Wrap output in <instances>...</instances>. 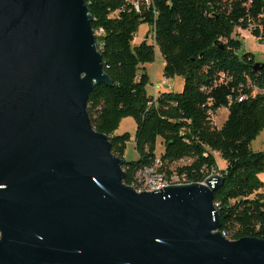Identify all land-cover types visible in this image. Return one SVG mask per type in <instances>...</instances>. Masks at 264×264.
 I'll return each mask as SVG.
<instances>
[{
  "label": "water",
  "instance_id": "water-1",
  "mask_svg": "<svg viewBox=\"0 0 264 264\" xmlns=\"http://www.w3.org/2000/svg\"><path fill=\"white\" fill-rule=\"evenodd\" d=\"M111 84L84 0H0V264H264V240L220 233L218 174L123 183L86 111Z\"/></svg>",
  "mask_w": 264,
  "mask_h": 264
},
{
  "label": "trees",
  "instance_id": "trees-1",
  "mask_svg": "<svg viewBox=\"0 0 264 264\" xmlns=\"http://www.w3.org/2000/svg\"><path fill=\"white\" fill-rule=\"evenodd\" d=\"M92 19L103 70L111 86L90 92L86 111L94 131L106 135L111 153L123 159V183L159 157V169L186 183H200L223 160L224 184L213 204L220 233L228 240H264V150L249 146L264 130V67L253 69L252 53L242 52L236 30L264 43V0H84ZM138 3L136 11L133 3ZM140 24L149 26L152 43L133 46ZM163 58V76L180 77L179 93L149 96L144 65ZM242 96V101L238 99ZM227 109L220 127L212 116ZM135 123L136 159L125 160L128 133L115 134L121 120ZM158 139L163 152L156 155ZM189 161L172 170L171 166Z\"/></svg>",
  "mask_w": 264,
  "mask_h": 264
},
{
  "label": "rangeland",
  "instance_id": "rangeland-1",
  "mask_svg": "<svg viewBox=\"0 0 264 264\" xmlns=\"http://www.w3.org/2000/svg\"><path fill=\"white\" fill-rule=\"evenodd\" d=\"M236 33L240 38L242 44V52L252 53L255 57L256 62L264 63V43L256 40L253 36L249 34V31H242L237 29ZM95 35H99V32L95 33ZM152 34H150L149 26L146 24H140L138 26L137 32L135 34L134 40L132 42L133 46L139 44L142 40L146 39L152 43ZM163 67L164 62L163 58L160 55L159 51H155L154 61L149 64L144 65V69L149 76L150 83L146 87L147 94L149 96H153L154 89L153 86H157V91L159 93L162 92H172L179 93L181 91L182 79L180 77H175L173 79H167L163 76ZM163 80L166 81V85H162ZM161 85V86H160ZM256 93L264 94V91H258L256 89L253 90V95ZM158 94V93H156ZM227 117V109L221 108L216 114L212 116V122L215 126L220 127L224 120ZM128 133L131 136V141L127 143L125 160H134L136 159V153L134 151V143L132 142V138L135 133V123L131 118H125L121 120L119 128L116 131L117 134ZM250 150L253 152L264 150V130L259 133V135L253 139L249 146ZM163 152V145L161 141L158 139L156 144V155ZM216 165L218 167L223 166V160L219 157V155H215ZM189 161H180L173 166H171L172 170L176 167L182 166ZM258 178L263 183L262 191L264 192V173L258 175Z\"/></svg>",
  "mask_w": 264,
  "mask_h": 264
},
{
  "label": "built area",
  "instance_id": "built-area-1",
  "mask_svg": "<svg viewBox=\"0 0 264 264\" xmlns=\"http://www.w3.org/2000/svg\"><path fill=\"white\" fill-rule=\"evenodd\" d=\"M145 1L147 2L148 0ZM133 7L136 11H138L139 9L138 3L136 2L133 3ZM162 85L163 86L166 85L165 80H163ZM156 88L157 86H153L154 97L157 95L156 93L158 92ZM243 98H245V96L240 97L238 101H242ZM214 155H218V154L214 153ZM162 166L163 164L160 161L159 157H155L153 164L151 166L145 167L136 173L134 179L130 182L129 187L133 188L136 192L140 193V192H151L168 185L188 184L184 182L183 179L176 174H171L167 176L163 172H160L159 169H161ZM213 174H218L219 176L222 177V174L215 170L210 174H208L205 177L204 181ZM204 181L200 183L203 184Z\"/></svg>",
  "mask_w": 264,
  "mask_h": 264
},
{
  "label": "crops",
  "instance_id": "crops-1",
  "mask_svg": "<svg viewBox=\"0 0 264 264\" xmlns=\"http://www.w3.org/2000/svg\"><path fill=\"white\" fill-rule=\"evenodd\" d=\"M181 89H182V86H181ZM223 164V166L222 167H218L217 166V171H220V170H222V169H224L225 168V166H224V163H222Z\"/></svg>",
  "mask_w": 264,
  "mask_h": 264
}]
</instances>
